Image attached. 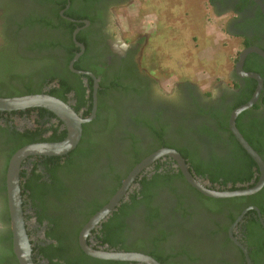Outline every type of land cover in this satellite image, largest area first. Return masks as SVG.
I'll return each mask as SVG.
<instances>
[{
  "label": "flooded vegetation",
  "instance_id": "1",
  "mask_svg": "<svg viewBox=\"0 0 264 264\" xmlns=\"http://www.w3.org/2000/svg\"><path fill=\"white\" fill-rule=\"evenodd\" d=\"M124 3L126 0H53L49 3L7 0V5L0 8V96L40 84L43 90L35 94L52 95L56 82L48 76L53 74L55 80L62 77L74 87L80 83L86 87V100L80 112L75 109L79 104L75 89L67 94L65 102L82 118H90L94 114L96 83L99 85L96 115L83 124L82 138L84 125L89 124L88 137L99 141L103 151L72 177H66L61 167L71 152L60 156L32 155L21 164L19 183L35 264H52L53 252L61 253L63 249L56 240L58 236L74 238L82 249L80 235L90 219L110 202L140 162L162 149L187 152L200 164L218 163L227 171L243 167L238 150L245 148L230 129V117L236 104H244L253 97L259 82L240 76L235 64L229 84L218 85L216 91H205L191 80L176 83L178 86L171 89H160L155 77L156 58L145 55L148 38L143 43L139 38L136 44L123 45L113 35L112 14ZM211 3L223 14H232L227 30L243 38L242 51L247 48L246 42L248 47L264 50V0H211ZM9 9L12 10L10 17ZM56 10L60 11L62 19L49 15ZM38 18L40 21L53 19L57 27L51 32L42 29ZM33 19L34 24L27 26L26 21ZM68 21L75 30L80 28L77 40L85 47L74 69L92 73L95 78L71 67L82 47L74 40L75 30L71 38L68 36ZM40 29L42 39L50 40L53 35L59 37L61 44L48 50L34 48L36 31ZM251 54L262 57L250 53L244 70L248 66L251 71L247 72L258 73L264 69V60L250 58ZM70 55L73 57L68 64ZM40 77H43L41 81ZM249 79H254L257 85ZM260 99L261 96L253 107L238 116L236 124L244 137L251 138L264 151V104ZM100 106L106 107L105 110L101 111ZM29 109L36 110L26 109L23 114L0 111V193H7V204L8 172L14 154L29 144L59 142L50 140L55 134L65 135L64 139L68 136L67 125L54 112L45 108ZM99 121L106 122L110 128L102 131L104 124L100 125ZM262 158L264 160V156ZM179 170L177 161L168 155L143 169L117 207L90 231L89 244L97 249L125 251L122 246L110 248L100 244L103 225L113 220L125 225L124 243H143L144 248L134 252L152 256L160 264H248L236 240L245 247L252 264H255L252 254L258 259L257 264H264V186L255 194L237 197L239 204L234 209L225 207L217 214L209 205L198 201L182 180L173 178L165 187L152 189L151 201L145 198L133 206L132 196L142 191L145 178L151 180L157 173L164 172L177 174ZM71 178L78 179L77 184L70 181ZM199 178L212 189L228 190L219 182ZM260 178L258 166L253 178L238 187L254 186ZM60 181L69 182L62 202L44 195L42 202L36 201L35 206L27 194L23 195L39 187L50 190ZM142 199L141 195L138 200ZM57 207L64 210H55ZM40 213L46 215L42 221L38 218ZM62 215L63 219L57 220ZM1 225L0 222V236H11L13 241L11 219L10 222L7 219L6 228L2 229ZM68 243L65 244L67 249ZM0 264H20L14 248L13 254L8 253V249L3 250Z\"/></svg>",
  "mask_w": 264,
  "mask_h": 264
},
{
  "label": "rangeland",
  "instance_id": "2",
  "mask_svg": "<svg viewBox=\"0 0 264 264\" xmlns=\"http://www.w3.org/2000/svg\"><path fill=\"white\" fill-rule=\"evenodd\" d=\"M6 5L7 0L0 1V8ZM7 11L10 17L12 10ZM231 16L216 10L211 0H126L112 14L111 28L123 45L148 38L145 55L156 58L160 89L191 80L210 92L229 84L244 48L243 38L227 30ZM5 211L0 196L2 229Z\"/></svg>",
  "mask_w": 264,
  "mask_h": 264
},
{
  "label": "water",
  "instance_id": "3",
  "mask_svg": "<svg viewBox=\"0 0 264 264\" xmlns=\"http://www.w3.org/2000/svg\"><path fill=\"white\" fill-rule=\"evenodd\" d=\"M264 12V11H263ZM80 31V28H77L74 32V40L82 47V51L76 55L74 60L71 63V67L74 71L87 74L95 78L92 73L81 72L74 69V63L79 59L82 53L85 50L83 44L79 43L77 40V35ZM250 53H258L264 58V50L250 46L245 48L240 53V58L236 63L235 69L238 74L246 78H254L259 82L256 92L253 97L246 103L240 105L233 110L230 117V129L241 143V145L247 150V152L253 157L257 162L261 178L260 180L251 187L239 188L237 190H218L212 189L206 186L203 181L190 170L189 165L186 159L182 154L175 149H162L146 159L140 162L131 172L130 176L125 180L121 189L115 194V196L110 200V202L105 205L100 211H98L85 226L80 235V245L83 251L91 257L101 259V260H110V261H122V262H139L144 264H160L152 256L146 255L140 252L134 251H120V250H103L97 249L91 246L88 242V235L90 231L100 224L120 203L122 198L127 193L131 183L134 181L136 176L147 166L153 163L155 160L159 159L163 155H168L173 157L181 169L183 175L187 181L198 191L204 195L212 198H235L242 196H249L257 193L264 186V160L257 150L247 141L244 135L240 132L237 127L236 121L238 116L244 111L253 107L256 104L261 96L262 90L264 88V79L261 74L256 72H247L244 70V64L247 56ZM99 87L96 83L95 90V108L94 114L90 118H82L74 108L67 102L52 96L50 94L41 93V94H28L23 96H14V97H1L0 96V111L3 112H13V111H23L29 108H45L54 112L61 120L65 122L68 129V136L63 141L59 142H42L34 143L24 146L19 149L11 159L9 172H8V207L11 219V228L13 232V248L14 252L19 260L20 264H35L32 258V245L27 234L25 216L23 210V201L22 193L19 183V174L21 170V164L24 159L32 155H53L60 156L65 155L73 150L79 145L82 134H83V124L91 121L97 111V88ZM259 213L260 210L255 208ZM243 217L240 216L239 220ZM263 221V220H262ZM237 244L241 246L243 251L246 254L248 264H252V261L249 257V254L245 247L237 241Z\"/></svg>",
  "mask_w": 264,
  "mask_h": 264
},
{
  "label": "trees",
  "instance_id": "4",
  "mask_svg": "<svg viewBox=\"0 0 264 264\" xmlns=\"http://www.w3.org/2000/svg\"><path fill=\"white\" fill-rule=\"evenodd\" d=\"M43 3L46 2H53V0H40ZM51 14V16H55L58 19H62V15L60 14V11H50L49 15ZM53 19H41V21L39 20V18L37 19L38 22H40L42 29H46L49 30L50 32L53 30L54 28L57 27L56 22L54 23V21H52ZM34 19L33 20H29L26 21V25L27 26H31L34 24ZM68 24V27H70V31H69V35L70 38L75 30V26L73 25V23L71 22H66ZM32 28V27H31ZM41 29L40 31H36V43L34 48H38V50L41 49H50L54 46L60 45V41H59V37H54L53 35H51L50 40L49 39H45V38H41ZM246 47L249 46V43L246 42L245 44ZM240 53H238V56L236 58V62L239 60L240 58ZM71 57H73V55L69 56L68 59V64L70 62ZM254 57V58H259L260 60H264L262 59V57L258 56L257 54H251L250 58ZM68 58V56L66 57ZM65 58V59H66ZM246 71H251L250 68L248 66H246ZM68 73L71 74L70 70H67ZM186 73V72H185ZM258 73H260L263 77H264V69L262 70H258ZM55 75H49L48 77H51L50 80H53L56 82V85L53 87L51 94L53 96H56L58 98L63 99L64 101H68V97L67 94L69 92H71L72 90H76L79 94V104L75 107L77 112H80L81 107L83 106V102L84 99L86 100V87L80 83V86L78 87H74L73 85L70 84V82L66 79V78H56V80L54 79ZM43 77L39 78V81L42 80ZM45 78H47V76H45ZM248 81L252 82L254 85H257V82L254 81V79H249ZM43 84V82H41ZM238 86V85H237ZM43 90V86L37 85V86H29L27 88V90L25 91H17V93L15 94H9L7 96H1V97H14V96H23V95H28V94H35V93H40ZM261 103L264 104V89L261 95ZM105 105V103H103ZM243 103H238L234 106L233 109L237 108L238 106L242 105ZM101 111L103 108V111L105 110L106 107H101ZM33 110L36 109H28L29 112H32ZM45 110V109H44ZM19 113L23 114L24 111H18ZM108 118V117H107ZM101 120V119H99ZM239 120V119H238ZM101 126L102 131L108 130L110 128L109 124H105L106 122L103 121H99ZM239 125V124H238ZM88 128L90 129V125L86 124L84 125V137L82 138L81 142L79 143L78 147L73 150L70 153V158L68 160H66L64 162V164L61 166L64 169V172L66 173V177H72V175L75 174H79L80 170L85 168V166H88V164L90 163V160L96 158V155L100 154V151H103L100 145V142L95 140V139H91L90 137H88L87 134V130ZM58 129V128H57ZM159 136H161V134L159 133ZM65 135H60L59 134H55L52 138H50L51 141H60L62 139H64ZM247 139V141L253 146V148L255 150H257L259 152V154L263 157L264 156V151L263 149L257 145L256 143H254V141L249 138V137H245ZM240 152V156H242V169L240 170H223L221 169L222 166L219 165L218 163H215L211 166H206L205 164H200L199 162L196 161V159L194 158V155H190L187 152L184 153L183 151H180L181 154L183 155V157L186 159L187 163L190 165V169L191 171L194 173L195 176L197 177H202V178H207L209 179V181L215 183V182H219L222 185H224L223 189H229V190H237L239 188H244V187H238L239 184H245L247 182H249L254 174H255V168H258V164L256 163V161L253 159V157L251 155L248 154V152L245 149H241L238 150ZM79 160H81L82 162H80ZM136 161H140V160H136ZM132 167V166H131ZM173 178H178L180 180L183 181L184 184L187 185L188 189L194 194L196 195V198L198 201H200L202 204H206L209 205V209L213 210L215 213L217 214H221L224 210L225 207H230L232 206V208L234 209L235 207L238 206L239 204V198H212V197H208L206 195H204L203 193H201L200 191H198L196 188H194L185 178V176L183 175L182 171L179 170V173L177 174H172L170 172H164V173H157L153 179L151 180H147V178H145L142 181V186L143 189L142 191H140V193H136L134 196H132V202H133V206H135L137 203H141L144 201V199L146 198L147 201H151L152 200V189H156V188H163L165 187L167 184L171 183V179ZM77 180L76 178H71L70 181H74L77 184ZM68 183L69 182H58L57 185L54 187H50L48 189L44 188V187H39L36 188L34 190H32L31 193L29 192H23V195H28V198L30 200H33V204L36 206V201L39 200V202L41 203L43 200L44 195H50L52 198L57 199L58 201L63 200L64 195H66V192L68 190ZM231 184V187H229L228 185ZM0 195L5 196V202H6V213H5V218L8 219V222H10V216H9V208H8V204H7V193H0ZM143 196L142 200H138V198L140 196ZM55 204L56 201L54 202ZM128 204V203H127ZM127 204H123V206L126 208ZM122 206V207H123ZM121 207V210H122ZM66 208H68L66 206ZM55 210L58 211H62L64 210V208L62 207H57L55 208ZM39 215V220L42 221L45 219L44 214L40 213ZM63 219V215L61 217H58L57 220H62ZM56 221V220H54ZM6 232V231H5ZM4 232V233H5ZM102 233V237L100 239V244H106L108 245L110 248H117L118 246H122V248H125V251H139L140 249L144 248V244L141 242H137L134 243L133 245H127L124 240V234H125V225L123 223V226L119 223V222H113V220H111L110 222H106L103 225V229L101 230ZM51 237H54L51 235ZM56 240L63 245V249H61V253L60 252H53V256H51L52 258H50L51 263L52 264H61V262H65L67 264H135V263H131V262H122V261H110V260H101V259H97L94 257L89 256L88 254H86L85 252H83V250L81 248H79L77 240H75L72 237H62V236H58L56 237ZM158 240V239H156ZM156 240H153V242H156ZM12 237L9 236L7 238L6 235L1 234L0 236V256L3 252L4 249H8V253L13 254V246H12ZM66 242L68 243V247L69 249L65 248V244ZM72 243L74 244V246L72 245ZM253 257V261L255 262V264H257V260L254 255L252 254Z\"/></svg>",
  "mask_w": 264,
  "mask_h": 264
},
{
  "label": "crops",
  "instance_id": "5",
  "mask_svg": "<svg viewBox=\"0 0 264 264\" xmlns=\"http://www.w3.org/2000/svg\"><path fill=\"white\" fill-rule=\"evenodd\" d=\"M142 5V4H141ZM142 7V6H141Z\"/></svg>",
  "mask_w": 264,
  "mask_h": 264
}]
</instances>
